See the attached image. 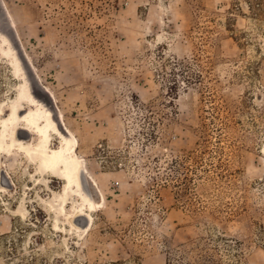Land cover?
<instances>
[{
    "label": "rangeland",
    "instance_id": "rangeland-1",
    "mask_svg": "<svg viewBox=\"0 0 264 264\" xmlns=\"http://www.w3.org/2000/svg\"><path fill=\"white\" fill-rule=\"evenodd\" d=\"M4 1L105 203L82 235L62 179L0 154V264H264V0ZM19 83L0 52V105Z\"/></svg>",
    "mask_w": 264,
    "mask_h": 264
},
{
    "label": "bare ground",
    "instance_id": "bare-ground-1",
    "mask_svg": "<svg viewBox=\"0 0 264 264\" xmlns=\"http://www.w3.org/2000/svg\"><path fill=\"white\" fill-rule=\"evenodd\" d=\"M0 1L5 10L7 8L9 11L6 10L7 17L14 33L16 30L18 32V37L15 33L16 40L13 41L7 33L0 30V41L2 42L0 52L10 59L14 73L20 79V83L16 87V97L7 105L3 102L0 105V154L12 153L15 150L21 151L36 165V173L43 175L49 173L62 179L63 190L57 196L59 202L54 204L53 209L59 215L67 216L68 223L66 224H70L73 229L82 232V235L88 234L94 220L92 212L104 206L105 198L95 201L86 190V178L94 186H97L98 182L87 166V158L80 152L81 141L67 124L65 115L57 103L54 90L44 84L36 75L37 80L39 83L42 82L41 86L55 104L56 108L52 109L33 89L35 83L33 81L32 84L30 80L32 77H30L28 65L33 71L34 69L36 71L37 68L32 66V61L27 55L21 56L17 44L21 46L23 43L17 21L10 12L7 3L4 0ZM33 136H35V141L31 142ZM56 137L59 139V145H54ZM1 168L0 185H3L5 171ZM74 195L79 196V200H75ZM73 198L75 200L74 207L68 211L67 206ZM18 211L23 213L22 209ZM27 213L28 211L25 214ZM79 217H83L85 223H81Z\"/></svg>",
    "mask_w": 264,
    "mask_h": 264
},
{
    "label": "water",
    "instance_id": "water-1",
    "mask_svg": "<svg viewBox=\"0 0 264 264\" xmlns=\"http://www.w3.org/2000/svg\"><path fill=\"white\" fill-rule=\"evenodd\" d=\"M7 12H8V11H7ZM15 33H16V35H17V37H18V32H17V30H16ZM10 37H11V36H10ZM11 38H12L13 41H15L13 37H11ZM30 77H31V76H30ZM30 80L32 81V84H33V80H32V78H31ZM33 89H34V88H33ZM34 90H35V89H34ZM85 185H86V190L88 191V193H89L90 195H92V194H91V191L88 189V186H87L86 183H85Z\"/></svg>",
    "mask_w": 264,
    "mask_h": 264
}]
</instances>
